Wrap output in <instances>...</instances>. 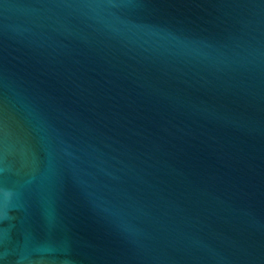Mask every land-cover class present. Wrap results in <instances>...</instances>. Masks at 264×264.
<instances>
[{
  "label": "water",
  "instance_id": "1",
  "mask_svg": "<svg viewBox=\"0 0 264 264\" xmlns=\"http://www.w3.org/2000/svg\"><path fill=\"white\" fill-rule=\"evenodd\" d=\"M0 264H264V0H0Z\"/></svg>",
  "mask_w": 264,
  "mask_h": 264
}]
</instances>
